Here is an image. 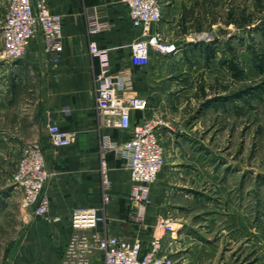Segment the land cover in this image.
Returning a JSON list of instances; mask_svg holds the SVG:
<instances>
[{"label":"crops","instance_id":"crops-1","mask_svg":"<svg viewBox=\"0 0 264 264\" xmlns=\"http://www.w3.org/2000/svg\"><path fill=\"white\" fill-rule=\"evenodd\" d=\"M47 1L53 11L63 14L60 59L54 61L53 54L45 50L40 30L21 58L10 60L0 56V151L13 152L18 157L26 143L39 140L51 172L45 187L50 198L49 210L44 215L30 212L25 232L6 264H61L73 231L70 220L73 208L102 206V134L108 132L119 141L131 134V129L101 125L96 113L95 89L100 63L91 52L92 43L107 47L112 70L148 99L145 111L132 112V122L161 119L157 133L165 157L156 180L150 185L151 202L146 206L143 220H138L129 200L131 178L127 160L114 151L106 153L111 190L102 209L106 222L99 224L98 230L105 235L137 237L146 250L158 216L171 215L177 228L173 233H162L163 248L169 249L173 241L183 244V248L191 246L188 241L195 226L184 212L186 204L194 202L198 195L196 183L207 177V161L204 149L198 147L195 119L186 125L184 121L188 122L189 118L177 117L179 107L185 105L182 100L185 90L175 87L171 78L184 63L188 64L189 49L195 43L207 45V38L200 42L191 36L177 35L170 40L178 46L175 53L165 55L151 49L148 61L140 65L133 60L131 43L142 37L141 29L133 24L125 2ZM171 1L169 8V2L159 0L162 16L153 25V30L167 38L170 25L177 23L183 5L189 6L187 0ZM90 16L107 22V29L90 33ZM53 122L74 132L69 145L55 146L51 142L48 125ZM216 215L209 214L207 225L218 220ZM207 225L206 230L210 228ZM93 264H102L99 253L95 254Z\"/></svg>","mask_w":264,"mask_h":264},{"label":"rangeland","instance_id":"rangeland-1","mask_svg":"<svg viewBox=\"0 0 264 264\" xmlns=\"http://www.w3.org/2000/svg\"><path fill=\"white\" fill-rule=\"evenodd\" d=\"M164 1L170 8L173 2ZM187 4L170 25V37L162 35L167 41L207 38V45L189 49L188 64L171 78L185 90L177 117L189 118L186 125L195 119L207 177L196 183L198 195L184 212L195 226L192 245L173 241L163 254L169 264H264V0ZM8 5L0 0V56ZM23 147L18 157L0 151V264L10 260L30 218L13 179ZM213 213L218 220L207 225Z\"/></svg>","mask_w":264,"mask_h":264},{"label":"built area","instance_id":"built-area-1","mask_svg":"<svg viewBox=\"0 0 264 264\" xmlns=\"http://www.w3.org/2000/svg\"><path fill=\"white\" fill-rule=\"evenodd\" d=\"M130 11L133 24L141 29V38L131 43V53L136 64H145L151 49L170 55L178 50L175 42L164 39L160 31L153 30L154 23L161 19L159 0H121ZM107 22L90 16V33L106 30ZM43 33L45 50L60 59L63 49V14L53 11L47 0H9L3 28V57L17 60L25 55L30 41L37 31ZM91 52L99 59L100 70L95 76L96 113L101 125L106 128L131 129V134L122 141L110 133L101 136V189L102 206H76L71 213L73 231L68 240L61 264H93L99 253L102 264H169L164 256L162 233L172 232L175 222L169 215H159L153 228V237L144 250L141 239H129L118 235H105L98 230L106 222L103 206L110 198L111 179L106 153L114 151L127 160L130 169L131 190L129 200L135 217L143 220L146 206L151 202L150 185L156 180L165 163L164 149L159 140V118H144L132 122L133 111H145L148 99L135 92L112 70L107 47L91 44ZM51 142L55 146L69 145L74 132L61 128L56 123L48 125ZM51 172L46 164L43 144L39 140L28 143L17 160L13 176L15 187L21 192L20 204L34 215H44L49 210L50 198L45 192Z\"/></svg>","mask_w":264,"mask_h":264}]
</instances>
